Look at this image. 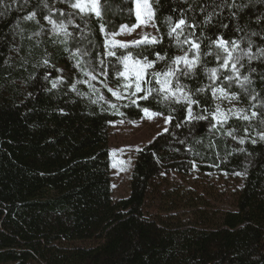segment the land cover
Listing matches in <instances>:
<instances>
[{
    "label": "trees",
    "instance_id": "trees-1",
    "mask_svg": "<svg viewBox=\"0 0 264 264\" xmlns=\"http://www.w3.org/2000/svg\"><path fill=\"white\" fill-rule=\"evenodd\" d=\"M134 1L100 0L101 17H86V28L75 18L87 39L78 45L70 41L69 47L87 48L91 56L85 61L91 59L99 67V59L104 58L109 67L107 78L91 81L98 91L88 83H78L72 90L77 79L88 78L74 68L75 61L64 46L52 42L56 38L43 20L47 15L43 0L0 3V11L5 12L0 15V264H264V141L257 135L264 126L253 120L249 127L248 121L230 117L223 130L210 133L207 120L185 124L186 110L173 104L175 111L170 112L164 102H158L160 98L152 99L156 93L149 102L138 101V107L117 100L105 87L117 88L115 72L122 69L115 57L102 55L105 33L111 37L122 25L136 23ZM237 2L246 7L236 17L232 16L236 9L216 8L212 24L194 30L192 39H202V52L209 43L204 37L219 35L237 40L250 37L253 51L264 46L260 36H251L252 31L264 34V26L255 23L264 13V0ZM47 3L72 11L59 0ZM149 3L159 27V31L154 27L155 36L162 37V43H130L127 49L112 50L118 56L131 52L150 60L157 51L169 60L182 56L175 37L167 36L164 18L172 16L175 23L187 4L184 0ZM214 3L220 0H198L195 11L187 13L189 21L193 16L202 21L206 13L200 8L211 12ZM4 5H9L6 11ZM33 11L44 26L39 37L33 33L40 25L24 20ZM53 18L64 19L59 13ZM100 23L105 32L100 31ZM237 27L244 31L237 32ZM68 30L79 40L78 30L71 25ZM17 46L19 53L14 50ZM45 58L49 65L43 64ZM203 59L208 67L216 66L213 57ZM167 63L158 62L155 70H163ZM251 66L256 71L249 87L259 93L258 100L264 99V63L257 60ZM241 72L248 74L245 69ZM61 77L53 88L52 82ZM181 79L193 90L208 83L202 70L195 78ZM232 91L240 90L234 85ZM194 99L200 100L199 107L193 105L194 114L207 115L205 107L214 111L220 103L211 98L210 90ZM250 103L257 101L241 94L240 101H223L221 108L226 111L235 105L250 114ZM143 107L174 119L165 126L168 131L135 153L128 195L114 202L108 124L118 119L137 121ZM178 123L183 126L175 127ZM231 128L238 138H250L239 144L224 134ZM252 138L257 143L252 144ZM81 242L89 245H77Z\"/></svg>",
    "mask_w": 264,
    "mask_h": 264
},
{
    "label": "snow or ice",
    "instance_id": "snow-or-ice-1",
    "mask_svg": "<svg viewBox=\"0 0 264 264\" xmlns=\"http://www.w3.org/2000/svg\"><path fill=\"white\" fill-rule=\"evenodd\" d=\"M60 3L67 4L72 11L65 12L63 9H57L49 6L47 0H43V6L47 9V15L43 16V20L47 22L48 25H51L49 33L53 39V43H59L63 45V51L68 52L69 58L75 61L73 65L74 68L78 69L87 80L81 81L76 80V83L71 84L73 91H76V85L78 83H88L90 87H93L94 91H98L91 84L92 80H96L98 77L107 78L109 75V67L106 65L104 58H100L98 61L99 67L93 64L92 60L89 59L85 61L84 57L91 56L90 51L87 48L76 46L74 49L69 47L70 41H76L78 45L81 41L87 39L84 28H81L80 24L75 23V18L78 17L81 21L85 23V28L87 27L86 17L94 14L97 18L101 17L100 9V0H59ZM158 2V0H157ZM198 0H184V3L187 4V8L180 10L179 17L173 23L172 16H167L164 18V22L167 25L168 31L167 36L169 38L175 37L176 45L180 48L184 54L182 56H175L170 60L166 55H161L160 52H154L155 59L150 60L147 56L140 57V54H137L136 57L133 56L131 52L127 54L121 53L119 56L116 51L112 50L115 47H120L127 49L129 44L116 41L114 39L115 35L119 33H112V39L109 38V35L105 33V51L103 56L106 57H115L116 61L122 65V69H118L115 72L117 78V88L113 90L105 84L108 92L112 96L116 97L117 100L130 99L131 97H136L135 100H131V104L138 105V101L149 102V98L152 97L153 93H156L155 97L152 99L160 98L158 102H164L169 108L170 112L175 111L171 106L173 104L181 105L187 112V116L184 118V123L188 124L192 121H205L209 122L208 131L219 132L224 129L225 125L228 124L230 117H236L241 121H248L249 127L253 120H257L261 126H264V99L258 100L259 93H256L254 89H250L249 86L253 84L251 79V73H254L256 69L252 67L253 61H261L264 63V46H256L255 51H253V40L245 37H240V39H225L222 35L216 36L214 39L210 37H204L208 39L209 43L205 46L206 51H201V38L192 39L195 36V29L199 28L201 24L205 27L212 24V18L216 13V8H229L236 9L237 11L232 12V16L236 17L239 11H242L246 5L239 4L237 0H220V3H214L213 11L209 12L206 7H201L200 11L206 13L202 21L197 22L195 16L189 21L187 15L188 12H194V5ZM0 3H3V0H0ZM135 12L137 21H141V12L144 11L145 14V23L147 21H153L152 26L157 28L159 27L155 24V12L152 9L149 0H135ZM9 5H4L5 11ZM59 13L60 17L64 19H54V15ZM5 12L0 11V15H4ZM25 21H34L36 24L40 25V21L37 19V13L35 11L28 13L24 16ZM255 23L257 25L264 26V13L259 15ZM72 26L74 30H78L80 33L79 40L74 35L72 31H69V26ZM139 26V23L134 24L132 28ZM223 28H228L227 24L221 25ZM127 29V25H122L121 30ZM132 29H128L131 31ZM22 31V29H21ZM100 31L105 32V25L100 23ZM187 35L185 36V32ZM203 32V29H201ZM237 32L244 31L243 27H237ZM44 32V26L40 25V29L33 33V36L39 37ZM184 37L181 39V37ZM251 36H260L264 40V34L252 31ZM60 37H63L60 39ZM32 39V37H28ZM162 37L157 39V37L148 36L142 38L141 41L131 42L133 45H139L140 43H150V44H159L162 43ZM90 43V41H89ZM244 45L243 47L241 45ZM188 45L187 50H184L183 46ZM17 53L20 52V47L17 46L14 49ZM191 53V56L189 55ZM213 57L216 66L208 67L207 61L203 58ZM168 60V63L165 65L163 70H155L157 63L160 61ZM5 63H8L6 60ZM49 60L45 58L43 60L44 65H49ZM110 63V62H109ZM115 67V66H113ZM242 69H245L248 74H243ZM203 71L207 77L208 83L203 84L200 87L193 89L189 88V85L182 82L183 78H195L199 71ZM57 71H61L57 69ZM48 79L47 76L44 77ZM119 78H123L122 81ZM61 78L52 82V87L55 88L58 82L62 81ZM264 80V76L261 77ZM155 85V86H153ZM239 88V92L232 91L233 86ZM207 90L211 91V98L214 101H219L220 103L215 104V110H209L205 107L203 111L207 115L203 114H194L193 105L197 107L200 106V100L194 99L195 96H198L202 93H205ZM128 93V96L124 94ZM241 94L246 96L249 101H257V103H250L251 112L247 114L245 109L236 108L235 105L229 107L226 111L221 108V103L223 101H228L229 104H232L233 101H240ZM104 97L101 95L100 99ZM95 102V101H94ZM113 108H116L115 104L111 105ZM128 105H125L127 107ZM142 111L145 115L149 117H155L162 115L160 112H151L148 107H143ZM122 114V113H121ZM211 117V119H209ZM174 117L169 114L164 117L165 123H171ZM175 127H182V124H175ZM195 127V126H193ZM248 127L244 128V132L248 133ZM164 131H168L167 128ZM191 133V129L189 130ZM236 129L231 128L227 130L224 134L231 137L233 140H238V143L243 145L246 139L250 138L247 136L237 137ZM259 139L264 141V131L257 132ZM184 143V141H180ZM196 144H201V140H195ZM251 143H257V140L252 138ZM211 146V145H209ZM233 151H237L234 149ZM238 151L243 152L245 149L240 148ZM239 174V173H237Z\"/></svg>",
    "mask_w": 264,
    "mask_h": 264
},
{
    "label": "rangeland",
    "instance_id": "rangeland-1",
    "mask_svg": "<svg viewBox=\"0 0 264 264\" xmlns=\"http://www.w3.org/2000/svg\"><path fill=\"white\" fill-rule=\"evenodd\" d=\"M133 11L135 12V1L133 3ZM146 17L144 11L141 12V21L138 22L136 18V23L139 26L127 27L125 30L119 29L118 35L114 36L116 41L130 44L133 41H141L143 37L148 36L156 37V32L152 26V21H145ZM128 29H132L128 31ZM112 39L113 37H109ZM128 96V93L124 94ZM136 97H131L130 99H123L126 102H131L135 100ZM121 101V100H119ZM165 116L159 115L155 117H149L142 113V117L137 121H123L115 120L108 124V148L110 152L111 161V191L112 200L115 202L120 199L127 197L129 192V180H130V169L132 161L135 157V153L150 142L155 136L164 132L167 126L164 120ZM80 246H88L89 243H77Z\"/></svg>",
    "mask_w": 264,
    "mask_h": 264
}]
</instances>
